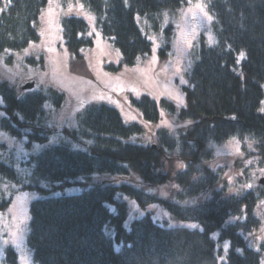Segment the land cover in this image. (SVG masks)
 Returning a JSON list of instances; mask_svg holds the SVG:
<instances>
[{
	"label": "trees",
	"instance_id": "trees-1",
	"mask_svg": "<svg viewBox=\"0 0 264 264\" xmlns=\"http://www.w3.org/2000/svg\"><path fill=\"white\" fill-rule=\"evenodd\" d=\"M47 0H0V53L19 52L38 39L36 21ZM97 20L103 38L110 40L121 54V64L133 66L150 52V42L139 28V20L157 21L162 12H175L185 0H82ZM214 22L215 42L200 46L184 89L185 106L177 117L187 126L177 134L178 147L173 153L164 142L166 132L157 131L158 145H136L128 141L142 132L136 123H123L118 111L107 105H91L78 117V127L64 130L71 140L88 139L85 150L58 143L31 155L22 163L24 171L0 161V186L13 184L23 191L47 192L57 185H70L92 174L128 176L136 173L154 186L175 183V196L157 198L141 192L135 184L95 186L75 195L47 196L29 204L26 245L37 264H259V253L245 246L242 234L257 227L251 210L262 196L248 192L225 196L212 190L211 175L204 163L212 158L211 144L229 138L251 142L256 155L264 160V113L259 112L264 86V0H208ZM156 17V18H155ZM159 22V21H158ZM80 19L62 21L61 35L75 59L79 51L92 45L83 37L86 27ZM169 47L160 54L166 57ZM243 54V55H242ZM138 61V62H139ZM137 62V63H138ZM119 64V66L121 65ZM53 90L27 93L22 98L7 83L0 84V131L19 137L24 128L41 127L43 105L61 103ZM144 122L156 123L159 112L171 111L165 100L148 96L132 100ZM19 114V115H17ZM23 117V119H21ZM190 121V123H188ZM29 138L43 140L32 134ZM81 141V140H80ZM166 149V153L163 150ZM164 151V152H163ZM169 152V153H168ZM178 160L185 167L167 174L163 160ZM202 175L203 180L196 179ZM18 189V190H19ZM209 192L202 203L180 205L196 192ZM122 192L139 206L159 202L176 220L198 222L202 230L161 227L150 216L123 227L128 204L116 200ZM187 197V198H186ZM11 202L0 189V211ZM106 202L116 204L114 214ZM232 217L235 220L229 222ZM244 219L242 222L239 220ZM109 223L114 238L123 242L119 252L103 226ZM217 241H228L225 261ZM264 251V244L262 245ZM11 247L4 249V264H16Z\"/></svg>",
	"mask_w": 264,
	"mask_h": 264
},
{
	"label": "rangeland",
	"instance_id": "rangeland-1",
	"mask_svg": "<svg viewBox=\"0 0 264 264\" xmlns=\"http://www.w3.org/2000/svg\"><path fill=\"white\" fill-rule=\"evenodd\" d=\"M181 8L175 12H162L159 20L141 19L139 28L150 42L149 54L133 66L121 64V54L118 48L103 38L97 30L96 16L88 10L82 0H47L36 23L37 41L31 43L19 52L5 51L0 53V84L7 83L22 98L27 93L53 90L61 95L58 106L43 105L44 118L41 127L24 128L19 137H11L0 131V161L12 164L18 171H24V160L41 150L58 143H68L75 150H85L90 142L81 139L75 142L64 130H74L78 127V117L87 106L107 105L117 110L123 123H136L142 132L132 137L128 142L136 145H158L157 131L166 132L165 143L173 153L178 147L177 134L187 126L180 122L177 113L184 109V89L189 86L191 67L197 59L202 43L212 46L215 42L214 19L207 8L208 0H185ZM197 4L203 6L201 12ZM83 5V9L80 8ZM207 13V15H205ZM211 17L209 19L208 17ZM80 19L85 23L83 37H89L92 42L87 48L79 51L81 59H75L64 44L61 35L62 21L65 19ZM156 18V17H155ZM159 21V22H158ZM168 46L166 57L160 54L163 47ZM119 64H121L119 66ZM32 82L31 90H24L26 83ZM263 99L259 112L264 113ZM148 96L154 101L165 100L174 107L171 111L159 112L156 123L144 122L142 115L133 106L132 100ZM179 98V99H177ZM182 101V103H181ZM1 105V103H0ZM0 113H2L0 111ZM163 113V115H162ZM1 116V115H0ZM32 134L44 136L43 140L29 138ZM251 142H241L238 138H229L225 142L211 144L212 158L204 163L210 172L207 180L213 185L212 190L219 191L225 196H242L248 192L260 194L262 197L255 202L251 215L257 225L251 232L242 234L245 246L259 253V264H264V185L259 179L264 177V160L256 155ZM165 153L167 152L163 148ZM163 151V152H164ZM168 152V153H169ZM164 171L172 174L178 171L181 163L178 160H163ZM197 181L203 180L202 175L196 176ZM132 183L146 195L157 198L175 196L179 187L175 183L154 186L136 173L128 176L92 174L77 178L73 184L57 185L52 189L44 186L47 192L23 191L13 184H2L1 191L6 196L11 194L10 205L0 211V264H4V249L11 247L16 253V264L34 263L32 253L26 245V235L29 225V204L47 196L75 195L95 186L119 185ZM250 185V187H249ZM19 189V190H18ZM116 200L122 198L127 202V212L124 216L123 227L128 230L132 221L150 216L159 226L183 227L191 230H202L198 222L180 221L173 219L159 202L144 206L131 200L122 192H117ZM210 196L209 192H196L186 200L174 199L180 205L202 203ZM116 204L106 202L108 212L114 214ZM235 220L232 217L229 222ZM243 222L244 219L238 222ZM195 225V227H192ZM107 226V231H106ZM106 238L112 239L113 248L120 244L114 238L112 225L103 226ZM215 240L220 255L218 263L225 261L229 248L227 240L217 241V232L211 234ZM227 245V247H225ZM116 251V250H115Z\"/></svg>",
	"mask_w": 264,
	"mask_h": 264
},
{
	"label": "snow or ice",
	"instance_id": "snow-or-ice-1",
	"mask_svg": "<svg viewBox=\"0 0 264 264\" xmlns=\"http://www.w3.org/2000/svg\"><path fill=\"white\" fill-rule=\"evenodd\" d=\"M80 8L83 9V5H80ZM197 8H198L201 12L204 11L203 6L200 5V4H197ZM205 15H207V13H205ZM208 18L211 19L210 16H209ZM242 55H243V54H242ZM177 99H179V98H177ZM0 103H2V100H0ZM181 103H182V101H181ZM0 115H3V113H0ZM17 115H19V114H17ZM162 115H163V113H162ZM21 119H23V117H21ZM188 123H190V121H189ZM178 166L181 167V168L185 167V165H184L183 163H180ZM249 187H250V185H249ZM192 227H195V225H193ZM106 231H107V226H106ZM122 247H123V242H121L120 244H115V245H114V248H115V250H116L117 252H119V251L121 250ZM225 247H227V245H226Z\"/></svg>",
	"mask_w": 264,
	"mask_h": 264
},
{
	"label": "water",
	"instance_id": "water-1",
	"mask_svg": "<svg viewBox=\"0 0 264 264\" xmlns=\"http://www.w3.org/2000/svg\"><path fill=\"white\" fill-rule=\"evenodd\" d=\"M34 84L32 83V82H30V83H26L23 87H22V89H24V90H31V89H33V86ZM259 184L260 185H264V177H261L260 179H259Z\"/></svg>",
	"mask_w": 264,
	"mask_h": 264
}]
</instances>
